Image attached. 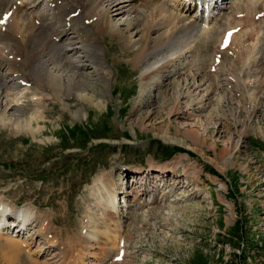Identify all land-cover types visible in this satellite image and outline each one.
Masks as SVG:
<instances>
[{"label":"rangeland","instance_id":"rangeland-1","mask_svg":"<svg viewBox=\"0 0 264 264\" xmlns=\"http://www.w3.org/2000/svg\"><path fill=\"white\" fill-rule=\"evenodd\" d=\"M161 2L167 11L178 16L174 5L179 0ZM132 8L129 11L132 13L117 18L115 24L137 18L135 9L143 11V23H162L160 10L153 9L151 14L138 5ZM22 11L21 26L31 17V11ZM226 20L227 14L217 16L215 24L222 25ZM136 31L140 30L130 33L134 40L141 37ZM198 33L191 46L178 52L182 58L172 68L175 75L154 77L150 82L154 87L147 91L144 87L148 86H142L147 69L135 66L133 61L136 49L128 46L129 41L106 36L105 66L113 74L108 88L100 76L96 77L87 100H72L70 96L66 107L64 102H57L55 110L48 108V119L32 123L33 130L24 127L13 131L6 124L0 125V201L12 211L22 204L36 218L38 215V220H47L48 216L53 223H49L50 229L54 227L52 233L58 234L62 243L82 240L88 247H81V251L89 248L87 257L82 256L83 264H264V35L260 34L261 41L259 36L253 45L256 48L249 63L239 58L236 61L239 62L236 74L241 79L236 97L225 77L218 80L207 75L215 33L211 31L206 44H202L206 47L197 51V44L204 39ZM191 49L195 53H185ZM185 54L187 57H183ZM245 62L248 64L241 66ZM181 65L184 68L178 73ZM194 74L197 77L193 81L199 80L198 85L187 93L183 83L189 78L192 81ZM154 82H161L162 87ZM181 91L184 95H180ZM185 94L191 96L187 98ZM79 110L81 117L77 116ZM186 129L200 140L192 139ZM132 156L139 163L135 164ZM151 160L176 171L163 182L149 179L146 190L139 187L138 192L146 195L131 192L129 201H145V197L146 202L152 198L156 201L144 203V208L138 210L134 202L130 207L129 203L128 207L119 204V211L120 207L122 210L119 227L106 228L105 223L111 220H106L104 213L100 219L96 209L99 202L102 205L99 208L105 207L106 213L109 208L102 204L99 188L96 190L90 181L102 175L107 181L116 170L115 179H121L124 175L118 172L122 168L147 166ZM156 177L161 179L159 175ZM140 179L143 181L139 180V186L147 180ZM119 211H113L114 215ZM92 212L93 226L101 220L102 229L106 228L110 237H116L117 243L124 241L122 260L110 262L118 245L107 257L101 256L95 245L102 234L94 231L92 224L89 234L82 233L83 219L87 213L92 217ZM31 234L22 241L17 239L19 235L0 234V264L62 263L56 252L45 249L44 239L35 230ZM10 238L17 241L19 249H12L13 244L7 240ZM24 241L31 244L32 250L28 252L39 256L40 250L45 251L39 261L36 262L34 254H30L32 259L22 250ZM105 241L104 237L99 242ZM90 243H96L91 252ZM63 258L71 264L70 257Z\"/></svg>","mask_w":264,"mask_h":264},{"label":"bare ground","instance_id":"bare-ground-1","mask_svg":"<svg viewBox=\"0 0 264 264\" xmlns=\"http://www.w3.org/2000/svg\"><path fill=\"white\" fill-rule=\"evenodd\" d=\"M13 1L14 0H5V4L10 5V3ZM22 1L24 6L14 11V17L10 18L8 22V25L10 23L9 27L7 25L5 31H3L2 29L0 30V125L6 124L13 131H19L24 127L33 130L34 126L32 123L35 120L41 119L43 112L41 113L39 109H45L47 103L46 101H63V98L66 97V94H68V96L73 95L79 100H87V96L91 95L90 91L94 86L96 77L98 78V76H100L102 84L106 88H108L109 84L112 81L113 74L110 73V68L108 66L105 69V66L103 65L104 62H102L103 59H101L103 57L106 58L105 53L102 54V52L104 51L103 46L105 45L106 36H113L115 38H118V40L122 39L125 43L129 41L128 46L132 49H136L135 59H133V61H135V66H143V68L147 69V75H144L142 78V81L144 82L142 83V86L143 84H145V86H148L146 88L144 87V90L147 91V88L153 86V84H151L150 82L154 77H157L158 75L160 76V74H167V77L170 76L171 78V75H175V70L172 68L176 64L177 60L179 61L182 57V54L178 55V52L191 46L196 32L199 31V37H202L204 35V39L196 46L197 51L200 47H202L201 50H203V47H206L204 45L206 44V40L208 38L207 36H210V32L212 31V33H215L214 44L219 43V45L216 50L214 49V47L211 48L212 50L210 51V58L212 57V55L214 56L215 51H217V53L219 52V47L222 43L221 39L223 38V34L226 31V26L235 29L234 36L232 37V42L230 44L231 47H235L236 43L241 38L246 36L245 34H248L249 32V34L255 32V35L250 36L248 41H250L251 39L258 40V37L263 32V27L261 25L262 22L261 20H256L255 16V14L259 13V9H253L251 7H248L247 14L255 12L253 14L254 17H252V20L248 19L245 16H235L231 20L230 24H227L226 20V22L221 23L222 25H216V18H213L210 21H206L207 24L202 25V23L204 22H199L202 21L199 11L197 10L194 12L193 7L190 5L188 0H182V3L180 1V4H178L182 16H174L172 14V11L171 14H163L165 10L161 6L162 0H63V4L58 5L55 8V10L61 11L60 15H54L55 13L46 4L48 0ZM40 1L43 2L44 5L35 7L31 11L33 12V16H28V20L24 25L21 26L19 24V21L22 18V10H30L34 7L35 4ZM55 1L58 2L59 0ZM225 2L227 1L225 0ZM225 2H223V4ZM249 2H251V0H232L231 9H239V7L244 6ZM131 5H133V8L131 7L133 10L134 7L137 8V5L140 7L143 6L146 10H150L151 14H153V9L160 10L159 12L161 13L162 23L158 25H150L149 23L147 24V22L143 23V11L141 12L135 9L133 13L135 12V14H137V18L132 19V21H130L129 23L127 20H123L120 25L115 24L114 21L117 18L120 17V19H122L124 14L131 11L130 7L129 10H127V7ZM7 9L10 8L7 7ZM68 10L70 12H68ZM78 10L80 11V14L76 17H73L72 14H74ZM240 13L241 12H238L236 15ZM138 14L141 17L138 18ZM1 15L2 12L0 13V17ZM68 15H71V19H68ZM36 21H41L42 25L36 26ZM212 24L214 25L212 26V28L214 27V30H211ZM123 26H126L125 30L122 29ZM218 26H220V28ZM134 29L140 30L136 31L137 35L141 33V37L137 40L131 38L130 33ZM162 30L165 31L161 32ZM127 33L130 35L126 36ZM52 37H54L53 41ZM55 39H60L61 41H54ZM222 47L224 48L223 45ZM251 48H241L238 56L239 60H246L249 63V61L251 60L250 57H252L250 55H253V49H255L256 47ZM191 52L192 51L188 50L185 53L187 54ZM192 53H195V49ZM101 54L103 57H101ZM208 54L209 53L207 52V55ZM18 57H21L22 61H18ZM205 58L206 57L204 56V59ZM211 59L212 62L210 60L209 66H211L214 62L213 58ZM204 61H206V59ZM238 63L239 62L234 63L235 65H233V69H237V67L239 66ZM248 63H242L241 66H244ZM182 67L183 66H178L179 70L176 71L180 73L179 71H181ZM104 70L106 71V73H104ZM207 75L211 76L209 73H207ZM196 77L197 75L194 74L193 79H191L192 81H190V78V82L188 81V79L184 81L183 84L184 87H187V93H190L192 91L191 89L195 88L198 85V83L196 82H199V80L194 83ZM170 78L168 79V81H170ZM23 82H25V85L33 84L36 88L40 89L41 92L35 94L30 98V89H28V87H24ZM154 84L156 86L162 87L161 82H154ZM201 87L202 85L198 86V88ZM213 88L215 89L214 86ZM180 95H184L182 91ZM185 95H187L186 97L188 98L189 94ZM21 101L24 102L20 104ZM80 112V110L77 112L78 117L82 116ZM186 133L192 139H196V141L200 140V137L194 135L191 130L188 131L186 129ZM166 139L168 140V138ZM182 158H187V156H184ZM155 171L166 174L171 170L167 169L165 171H162L161 169L159 171V169L157 168L155 170L151 169V174L150 172L147 173V176L145 178L148 179L149 177L150 180H158L159 182H163L164 177L158 179L157 177L153 176L154 178H156V180L150 177L153 174L152 172ZM133 172L135 174L134 178L136 179V181L142 180L140 179V177L138 178V175H140L139 169L132 171L131 174ZM149 174L150 176H148ZM114 187V183H106V185H103L101 183V188L97 187L99 188L98 192L101 193V195L99 196L102 204H107L106 206H108V208L110 209H108L109 211L107 210V213L105 215L109 213L112 214L113 211L118 212L119 204H122V202L126 203V201H122L121 198H118L119 195H116L117 192ZM139 187H146V182ZM102 192H105L106 196H104ZM120 194H122L121 191ZM144 203L147 202L144 201L137 203L135 205V210L140 209L139 207L144 205ZM149 204L151 203H147V205ZM141 208L144 207L142 206ZM7 214L8 207H5L1 204L0 233H2V231H7V234L9 232L14 234L15 232L13 230L11 231L13 227H15L14 229L23 228L25 230H29L32 214L28 210V208L26 209L24 206H22L21 208H18L16 211L11 213L12 216H9ZM116 215L119 216V213H116ZM10 217L13 218L12 222L8 221L11 219ZM44 219L39 220L40 226L38 227L36 232H40L43 229L45 237H47L49 233H51V229L54 227L50 229V220L47 221ZM46 221L48 223H46ZM92 223L93 220L90 221V224ZM107 225L109 224L105 223L106 228ZM115 225L116 228L119 227L118 222H116ZM91 226H93V224ZM105 229H102L101 226H97V224L95 223L94 231H96L97 233H101L102 237H99L97 245H95L96 243H90L92 248L90 246L89 247L91 252L94 248V245L95 247L98 246L97 248L100 249V254H102L101 256L104 255L107 257L110 251H113L112 248L117 245V241L116 237H110V235L108 234L109 231H105ZM104 237L106 241L105 244H102L99 241L101 239H104ZM10 239L7 240H9L8 242H10L11 244H13L11 245L13 247L12 249H15V247H20V245L18 246L16 244L17 241L15 239V241H13L12 239L10 241ZM57 241L53 237L52 239L47 241V244L49 247L57 246L59 250L61 249V247L64 250L69 247L57 245ZM81 241L82 240H79V242L75 241L76 243H69L68 245H70L71 248H68V250H70V253L66 254L64 257H70L71 259L73 258L75 252L73 251L74 249L72 250V248H75V251L79 249L81 251V247H88ZM21 244L23 243L21 242ZM108 246H111V249H109ZM17 248L16 251H18ZM88 249L89 248L82 249L81 254L79 253L77 258H73L72 262L70 261V263L83 264V258L88 255ZM42 251L40 250L39 252L41 253ZM118 253L119 252H117V255H115L118 256ZM54 255L53 257H55ZM91 255L93 256V253ZM60 256H63L62 253H60ZM97 256L100 255H95V257ZM60 260L62 261L61 264H69V262L62 257L60 258Z\"/></svg>","mask_w":264,"mask_h":264},{"label":"snow or ice","instance_id":"snow-or-ice-1","mask_svg":"<svg viewBox=\"0 0 264 264\" xmlns=\"http://www.w3.org/2000/svg\"><path fill=\"white\" fill-rule=\"evenodd\" d=\"M10 15V14H9Z\"/></svg>","mask_w":264,"mask_h":264}]
</instances>
